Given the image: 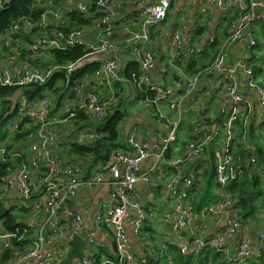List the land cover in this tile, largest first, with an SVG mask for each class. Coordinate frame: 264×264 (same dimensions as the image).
<instances>
[{"label":"built area","instance_id":"obj_1","mask_svg":"<svg viewBox=\"0 0 264 264\" xmlns=\"http://www.w3.org/2000/svg\"><path fill=\"white\" fill-rule=\"evenodd\" d=\"M11 1L0 0V10ZM180 1L62 0L58 7L47 6L37 20L18 19L0 38V86L13 89L9 96L21 91L11 116L15 122L4 139L0 136V161L8 164L0 207L17 216V222L32 221L18 237L19 230L8 232L0 220V259L4 251H14L7 264H62L75 236L83 241V259L70 264H177V258L208 252L214 262L216 255L218 263L250 264L264 256V83L255 71L264 56V0H185L176 10L183 21H191L185 39L184 26L178 20L170 24ZM39 2L49 4L34 0ZM73 13L93 19L94 44L86 28L59 31L64 17ZM152 32L167 39L161 82L148 43ZM75 47L86 50L75 62L49 60L53 50ZM21 57L39 66L21 65ZM200 58L209 66L183 88L176 87L168 71L178 75ZM128 62L138 64L130 86L123 75ZM94 65L99 67L93 74L84 73ZM117 84L130 89L126 105L149 103L164 132L156 142H146L139 129H131L124 136L128 149H112L99 162L69 155L73 146L93 149L104 137L101 125L118 105ZM6 98L0 99V110ZM187 114L199 125L178 149L181 119ZM196 159L211 164L204 172L186 174ZM164 168L168 175L160 197L172 204L153 220L158 205L142 196L138 184L155 183ZM205 171L212 173L219 196L195 210L190 199ZM248 180L260 185L255 237L253 220L242 216L231 193L234 185ZM104 184L109 205L94 213L88 228L79 211L66 207L81 191ZM13 241L27 246L15 248Z\"/></svg>","mask_w":264,"mask_h":264},{"label":"trees","instance_id":"obj_2","mask_svg":"<svg viewBox=\"0 0 264 264\" xmlns=\"http://www.w3.org/2000/svg\"><path fill=\"white\" fill-rule=\"evenodd\" d=\"M61 1L62 0H48L49 4L46 3L41 4V2L34 3V0H12L11 3L7 5V9L0 10V38H2L9 31L12 24L18 19L27 16H32L35 20H37L47 6L58 7ZM90 1H94V0H90ZM92 21L93 19L87 18L86 16H83L79 13L68 14L67 16L64 17L63 26L59 28V31H62L64 33H69L70 31L77 28H86L92 25ZM85 53L86 50L82 47L71 48L65 52L53 50L51 52V57L49 58V60L51 61V63H55L58 65H65L75 62ZM29 63L31 65H34V63L37 62L34 61ZM98 67L99 65L86 67L84 69V73L91 75L95 70L98 69ZM195 68L196 65L193 64L192 66H190L189 70H193ZM137 71H138V64L135 62H128L124 66L123 75L129 86L131 85V82L133 80V74H135ZM42 88L43 87H39L38 90H41ZM115 89L116 90L118 89V92H116V96H115V98L118 100L117 103L118 105L116 104L117 105L116 107H112L110 114L107 116V118L101 125L103 127L102 132L104 134V137L97 142L96 147L93 149L83 146H73L70 153L81 156L86 161L92 160L94 162H97L99 160L107 159L112 149H116L122 146L121 143L119 142L121 137L120 128L123 122L125 121V118L128 116L127 111L125 109L126 94L124 93L125 89L121 84L120 85L117 84L115 86ZM36 91L37 89H34L31 91V93H35ZM12 92L13 89L0 86V99L8 97ZM143 95L144 93L140 94V96ZM4 104L5 105L0 110V128L6 123L7 120L5 119V114L9 110V103L5 102ZM20 137L21 136H17L16 139H19ZM7 166H8L7 163L0 161V183L2 177L4 176ZM207 183L210 185L211 181L208 180ZM231 193L235 196V198H238V202H239L238 206L241 208L243 216L244 217L254 216V214L257 211L255 210L256 209L255 202L260 196V193L257 190V188L253 189L251 184H249L248 182H240L232 187ZM203 194H204L203 197L205 199V197L209 194V191H204ZM0 220L3 221L4 228L8 232L16 233V231L19 230L17 236L18 237L22 236L24 226H22L20 221L17 222L18 221L17 216H13L10 212H7L0 207ZM29 231L31 234L32 231L31 230ZM13 245L15 248L18 247L22 248V246L23 248H25L27 246V243L25 242L17 243L13 241ZM209 256H210L209 254L204 253V254H200L199 257L196 258L189 257L187 260L178 258L177 264H188L189 262L192 261V259H198L195 260L194 262L196 264H201V261L203 259L207 260ZM13 257H14V251L11 250L4 251L2 258L0 259V264H7ZM214 258L217 259V261L220 259V257L216 255L214 256ZM211 260L213 261V264H216L212 256H211ZM210 262L208 264H210ZM218 264H222V263H218ZM250 264H264V256H262L261 259L258 258L254 260Z\"/></svg>","mask_w":264,"mask_h":264},{"label":"crops","instance_id":"obj_3","mask_svg":"<svg viewBox=\"0 0 264 264\" xmlns=\"http://www.w3.org/2000/svg\"><path fill=\"white\" fill-rule=\"evenodd\" d=\"M182 2L184 3L185 0H181L178 4H175V9H173V11L171 12V15H170V24L173 25V24H175L176 20H178L180 22V24H182L184 26V29H182V36H183V39H185L186 36L191 34L189 31V26H190L191 21L190 20L183 21L178 16V14L176 12L178 5H181ZM216 17H217V13H214L209 18V22H208L209 27H211L215 23ZM168 27H170V26L167 25V28ZM86 32H87V38H88L89 42L94 44L96 39H97V32L95 31V29H93V26L90 25V26L86 27ZM202 34L203 35L207 34L205 29L202 30ZM148 43H149V47L152 49V51L156 55L155 69H154L156 80L158 82H161L163 80V76H164V72H163L164 65L167 61V56H166V52L168 49L167 39L164 37H161L158 33L152 32L150 35V40ZM182 46L186 50V44H185L184 40H182ZM236 50H239V47H237ZM124 60L122 58L121 62H123ZM24 61L25 62H34V61L28 60L24 57H21L18 60V63L23 65ZM195 65H196V69L199 68L202 65V59L200 58L196 62ZM32 66H35V67L39 66V63L38 62L34 63V65H32ZM189 68H190V66L187 67L186 70L188 71ZM255 71L258 74L260 81H262L264 83V56L261 57L256 62ZM167 74H169V76L172 77L176 87L183 88L185 86V84H183V81L186 80V74L177 75L173 71H168ZM165 80H166V78H165ZM129 92H130V89L128 86H126L125 91H124L126 96H127V94H129ZM144 106H145V104H141V105L133 104V103H131L130 105L125 104V109L127 111L128 116L125 118V121L123 122V124L120 128L121 137H120L119 142L121 143L122 146L118 147L119 149H121V150H127L128 149L127 145L125 144V141H124V136H126L131 129H135V128L139 129L141 131V138L146 142L147 141L156 142L157 134L164 132L163 128L156 121H154L155 119H154V114H153L152 109L150 108L151 111H149V112H144V110L142 109V107H144ZM211 119H212V116H209V120H211ZM258 145L261 146L260 144H258ZM177 147H178V149H180L179 148L180 147L179 141H178ZM68 154L69 155H75V154L70 153V151H68ZM75 156H78V155H75ZM78 157L83 158L81 156H78ZM99 161H103V160H99ZM99 161H97V162H99ZM210 164L211 163L209 161H206V164H205V162L202 159L193 160L187 166L186 174H188V172H195V174H196L200 170H203V172H204L205 168L209 167ZM167 175H168V171L164 168L161 172L160 179H158L155 183L151 182V183L138 184V191H140L142 196L144 198H146L149 203L151 202L152 204H157L158 200H157L156 195H159V197L162 195L163 185L166 181ZM254 179H256L258 181V183H260L258 177L254 176ZM208 180L211 181L210 185L207 183ZM245 182H248L249 184H251L253 189L258 187V191H259L260 185L255 180H248ZM193 191H195L194 196L190 199V202H191V204L195 210H198L199 208H201L202 205L207 203V201L213 200L217 196H219V189L214 184L212 173L210 171H208V172L205 171L204 174L200 175L199 179L197 180L196 187ZM204 191H209V194L205 197V199L203 197ZM260 191H261V188H260ZM108 192H109V187L107 184H104L100 188L95 189L94 191H90L88 193H87V191H81L77 195V197L67 205L66 209H74V210L79 211L83 215V217L85 218V220L87 222V227L91 228L92 227V218H93L94 213L97 210H99L100 207H104V206L109 205ZM164 199H165V197H164ZM154 202H156V203H154ZM164 202H165L164 203L165 206L169 204L168 201H164ZM39 204H40V207H42V203H39ZM241 214L243 216L242 210H241ZM38 217L39 218L43 217L42 211L39 212ZM244 218H246V217H244ZM248 218H251L253 220L252 221L254 223L253 235L255 237V233H256L255 226L257 224V219H255V216H251ZM20 223L26 229L30 228L32 226V221H30L27 218H22ZM97 237L99 239L103 240L101 236H97ZM185 260H187V259H185Z\"/></svg>","mask_w":264,"mask_h":264},{"label":"rangeland","instance_id":"obj_4","mask_svg":"<svg viewBox=\"0 0 264 264\" xmlns=\"http://www.w3.org/2000/svg\"><path fill=\"white\" fill-rule=\"evenodd\" d=\"M213 59V58H212ZM209 63H202V65L199 67V68H195L193 70H186L187 67H184V68H181L179 69V71L177 72L178 75H182V74H186V80L183 81V84H185L186 82H188V80L196 75L197 73H199L201 70H203V68H205L206 66H209ZM191 66V65H190ZM189 67V66H188ZM142 109L144 110V112H149L151 111L150 109V106H149V103H147V105H145L144 107H142ZM154 113V112H153ZM15 122V119L13 117H11L8 122L6 124H4L1 128H0V136L2 139H4L9 131H10V128H11V125ZM199 125V120L194 117V116H191V115H184L181 119V123H180V127H179V134H178V140H179V144H180V149L183 148V145L188 141V136L192 134L191 130L193 128V126H197ZM211 194V193H210ZM157 196V204H158V207L154 208L153 212H152V219H156L158 216L162 215L164 212H165V209L163 206L164 205V201L159 197V195H156ZM209 198V197H208ZM156 203V202H154ZM172 202H170L168 204V207L171 206ZM209 204V201H207L206 204L202 205V207L206 206ZM167 206V205H166ZM257 206H258V199L256 200L255 202V207L257 210ZM207 254H209L210 256L206 259H203L201 261V264H208L211 260V256H212V252H208ZM195 260H198V259H192L191 262H189L188 264H196L194 261ZM219 261H215L216 264H218Z\"/></svg>","mask_w":264,"mask_h":264},{"label":"water","instance_id":"obj_5","mask_svg":"<svg viewBox=\"0 0 264 264\" xmlns=\"http://www.w3.org/2000/svg\"><path fill=\"white\" fill-rule=\"evenodd\" d=\"M20 96H21V91L18 89L15 90L11 96L6 98V101L9 103V110L5 114V119L10 118L16 111L18 99L20 98ZM183 106L186 107L187 103L184 102ZM82 245H83L82 239L78 236H75L73 241L71 242L72 250L67 256V259L62 264H70L75 259L81 261L83 259Z\"/></svg>","mask_w":264,"mask_h":264}]
</instances>
